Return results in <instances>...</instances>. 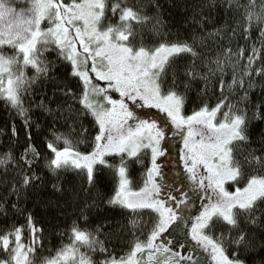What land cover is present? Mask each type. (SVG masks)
<instances>
[{"label":"snow or ice","instance_id":"snow-or-ice-1","mask_svg":"<svg viewBox=\"0 0 264 264\" xmlns=\"http://www.w3.org/2000/svg\"><path fill=\"white\" fill-rule=\"evenodd\" d=\"M189 7L173 38L158 0H0V264H264V0Z\"/></svg>","mask_w":264,"mask_h":264},{"label":"trees","instance_id":"trees-1","mask_svg":"<svg viewBox=\"0 0 264 264\" xmlns=\"http://www.w3.org/2000/svg\"><path fill=\"white\" fill-rule=\"evenodd\" d=\"M142 2L151 3L152 0H142ZM158 2L160 4L161 15L167 24L166 31L169 33L170 37L174 38L177 35L186 36L189 35L192 30L197 29V25L191 20L193 12L192 8L189 7V5L194 4L195 2H197V0H158ZM151 12L152 9L149 8L146 14H151ZM205 15H207V13H205ZM213 15H215V13ZM221 19L222 17L216 16L217 22H220ZM25 71L28 73V75H31L33 69L31 66H28L27 68H25ZM38 98L39 97H37V99ZM33 103H35V101H33ZM41 119H43V117ZM8 121V110L5 107L3 100L0 99V129H4ZM17 124L19 125V120H17ZM44 135H46V133H41L40 136L37 137V140H34L33 142L37 143L38 146H41L39 144V140L42 139ZM6 139L7 137L5 135H0V144H2ZM20 143H23L22 131L20 132ZM39 172L44 178V188L41 191L36 192V194L30 195L29 207L35 209V215H37L40 219L44 220L46 222V226L50 224L53 220L60 223L61 227L56 231L55 234H48L49 239L46 243V248L41 253L43 257H54L56 255L57 250H59L63 244L71 242L69 234L64 231V228L66 227L65 221L69 218H66L64 215L58 213L56 209L48 208L43 204L42 200L40 199L41 195H47V192L51 189L52 183L59 179V177H57L55 173L48 171L42 166L39 168ZM70 174L71 176L75 177V172L71 169L61 172L60 175L62 177L67 178ZM105 185L101 186V193L103 195V199L107 200L108 190L112 188V183L111 181L106 180ZM2 191L3 189H0V192ZM98 222V217L93 218L92 221L87 225V227L91 228L93 224ZM2 223L3 221H0V224ZM25 236H27V233H25ZM259 258V255L255 256L256 260H259ZM252 259L253 257L250 256L249 260L251 261Z\"/></svg>","mask_w":264,"mask_h":264},{"label":"rangeland","instance_id":"rangeland-1","mask_svg":"<svg viewBox=\"0 0 264 264\" xmlns=\"http://www.w3.org/2000/svg\"><path fill=\"white\" fill-rule=\"evenodd\" d=\"M8 2L12 3L13 7H16L17 9L27 7L30 3V0H8ZM61 146L62 142H61Z\"/></svg>","mask_w":264,"mask_h":264}]
</instances>
